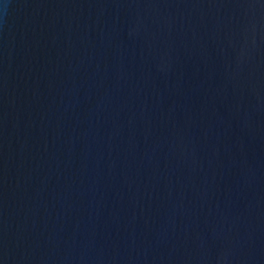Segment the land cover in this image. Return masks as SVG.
<instances>
[{"label": "water", "instance_id": "95a60500", "mask_svg": "<svg viewBox=\"0 0 264 264\" xmlns=\"http://www.w3.org/2000/svg\"><path fill=\"white\" fill-rule=\"evenodd\" d=\"M0 264H264V0H0Z\"/></svg>", "mask_w": 264, "mask_h": 264}]
</instances>
